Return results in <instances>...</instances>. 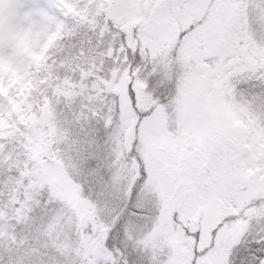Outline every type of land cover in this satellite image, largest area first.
Instances as JSON below:
<instances>
[{
  "label": "snow or ice",
  "instance_id": "snow-or-ice-1",
  "mask_svg": "<svg viewBox=\"0 0 264 264\" xmlns=\"http://www.w3.org/2000/svg\"><path fill=\"white\" fill-rule=\"evenodd\" d=\"M69 2L10 10L0 33L12 39L0 63L14 47L50 37ZM196 2L111 0L100 18L103 35L89 29L75 42L62 76L71 77L68 94L37 127L63 139L49 156L62 164L86 159L79 184L91 189L90 205L115 200L122 211L100 242L94 222L62 211L64 201L39 169L29 164L21 178L24 158L9 160L0 168V264H264V0H208L221 22L186 39L194 28L180 31L179 14ZM133 23L129 39L122 25ZM149 95L156 103L145 109ZM244 143L253 149L243 151ZM249 169L259 171L238 182L235 211L217 222L207 211L208 173ZM129 220L140 229L131 239Z\"/></svg>",
  "mask_w": 264,
  "mask_h": 264
},
{
  "label": "rangeland",
  "instance_id": "rangeland-1",
  "mask_svg": "<svg viewBox=\"0 0 264 264\" xmlns=\"http://www.w3.org/2000/svg\"><path fill=\"white\" fill-rule=\"evenodd\" d=\"M45 3H48V0H0V27L7 24V21L10 18V10H15L16 12L23 14L29 11H36L39 5ZM80 4L84 5L80 9L86 6L84 0H70L66 17L69 14V9H77V6ZM179 15L180 31L186 30L189 27L194 28V32L189 33V37L186 39H190L193 35L199 34L203 29L210 25L219 24L221 22L220 13L214 6L209 4L208 0H197L196 3L183 9ZM62 25H64V22L56 29V31L59 30ZM134 26V23L122 25V29H127L129 31V39H131V28ZM55 32L42 44L40 38L37 37L25 42L18 49L14 47L12 55L0 63V95L7 97V102L9 104V108L0 105V112L3 113L2 118H0V133L11 134L13 126L9 121H11L12 113L19 118V121L24 120L23 123L31 128L30 131L24 135L30 149L26 148L23 152L16 153L19 155H16L17 158L12 156L13 161H15V159L18 160L21 157L24 158L23 168L20 170V177L25 178L30 174L29 164H31L33 170L39 169L42 174L46 176L49 187H54L64 201L65 207L62 208V211L66 210L69 213L75 212L80 219H87L90 222H94V230L98 233L99 241L102 242V240L106 238L110 227L109 225H106V223L108 222L109 224L110 221L112 226L117 218L115 217L117 213L115 212L116 209L113 210V208L116 207L115 200H109L107 203L98 201L90 205L89 200L82 195L81 190L74 184L71 167L66 163L62 164L55 155L49 156L51 148L47 143V138L43 131L37 127L41 118L48 115L47 109L43 108L39 116L28 115L25 117L24 115H21V109L25 106L23 104H19L17 107L16 105L13 106V98L6 90V88L11 86L14 87L15 85V89H20L17 90V93H19L23 90V86H25L26 83L29 86L35 85L36 79L35 76L29 73L28 62L34 56H39V53L46 48L49 40L51 41ZM11 39L12 38L9 35L0 33V54L9 47ZM175 39L176 37L173 36L168 48L174 46ZM132 43L135 44V41H132ZM168 48L165 49L164 57H162L158 63L163 64L164 58L168 57ZM170 64H173V62L170 61ZM173 66L178 69L182 68V65L178 64H173ZM171 75V72L167 73L168 78H170ZM165 82V80L161 81V83ZM5 92L6 96L4 95ZM155 103L156 101H153L150 95L146 99L141 100V106L145 109ZM125 110L127 112L131 111L130 105L127 104L126 96ZM132 123H134V121H132ZM168 125L175 126L177 129L179 128L177 120L169 119ZM239 126L240 122L238 121L237 128H239ZM230 131L232 134L238 135L237 129H231ZM60 139H62V137H60L59 140ZM61 141H63V139ZM253 147L254 145L251 143L242 144L243 151H251ZM56 152L58 153L57 150ZM3 160L4 157L0 159V163ZM257 171H259V169H249L245 175L228 171L220 172L218 174H213L211 172L208 173L205 184V198L206 201H209L208 199L212 200V203L209 204L210 207L207 208V211L211 216L217 219V222L227 216L230 212L235 211L232 206L233 203L238 200V182H247ZM16 183L18 184L20 181L17 180ZM255 191L259 194L261 189L257 187ZM125 227L126 233H131V235H136L140 231L138 226L132 220H129ZM81 242H85L84 238H82ZM96 243V241H92L89 246L91 247ZM67 247L74 250L76 243L73 242L72 245Z\"/></svg>",
  "mask_w": 264,
  "mask_h": 264
},
{
  "label": "trees",
  "instance_id": "trees-1",
  "mask_svg": "<svg viewBox=\"0 0 264 264\" xmlns=\"http://www.w3.org/2000/svg\"><path fill=\"white\" fill-rule=\"evenodd\" d=\"M110 1L111 0H86V6L84 8L79 10L69 9V14L65 19L64 25H62L59 30L55 32L51 41L49 40L48 45L41 51V53H39V56H34L28 62L29 73L35 76L36 79L35 85L29 86L26 83L25 86H23V90L19 93H17V90L20 89H15V85L14 87L11 86L6 88L8 94H10L13 98V106L16 105L17 107L19 104H23L25 106L21 109V115H24L25 117L28 115L39 116L43 108L47 109V113L49 115L55 107L53 101L55 100V103H59L61 94L63 96L68 94L64 85L67 83V79H70L71 77L62 79V76L70 70L67 67L68 54L76 46V41L81 40L83 36L88 35L89 29L99 28L100 35H103L105 29L102 26L103 21H101L100 18L102 13L107 11L105 5L110 4ZM91 39L96 41L97 37L92 36ZM117 40L118 37L113 36L111 40L105 39L104 44L111 47V44ZM170 61L171 60L169 59V64ZM76 71L83 76L84 73L82 68L76 69ZM53 85H55V87ZM50 90L51 95H49ZM4 95L6 96V92ZM0 98L5 101L8 100L7 97H4L3 95H0ZM4 106L9 108L8 102ZM23 122L24 120L19 121V118L12 113L11 123L13 128L11 129V134L0 133V141H5L4 143H0V152L4 153L6 149H10V151L6 154L8 161L12 160V156L17 158L19 155L16 153L23 152L26 148L30 149L24 135L29 132L31 128L26 126ZM21 126L24 129L23 131H21ZM43 133L47 138V143L50 148H52V144L55 143L57 145L56 150L59 152V145L63 142L61 141L62 139L59 140V138H57L53 141L49 132L43 131ZM3 157L5 158V155ZM7 163H4L3 160L0 163V168H3ZM65 163L72 169L74 184L81 190L82 195L90 201L92 196L91 189L84 191L79 184L80 177L84 174L86 159L82 156H78L75 161L68 158ZM17 170L20 171L21 169ZM208 200L209 201H206L207 208H209V204L212 203V200ZM115 206L116 207L113 208V210L116 209L115 212L118 213L122 211L117 201H115ZM117 213L115 215V217H117L116 219H118ZM115 222L116 220L112 225H114ZM106 225L111 227V223L108 224L107 222ZM127 235L129 239L133 236L131 233H127Z\"/></svg>",
  "mask_w": 264,
  "mask_h": 264
},
{
  "label": "clouds",
  "instance_id": "clouds-1",
  "mask_svg": "<svg viewBox=\"0 0 264 264\" xmlns=\"http://www.w3.org/2000/svg\"><path fill=\"white\" fill-rule=\"evenodd\" d=\"M7 161H8V157L5 156V158H4V163H7Z\"/></svg>",
  "mask_w": 264,
  "mask_h": 264
}]
</instances>
